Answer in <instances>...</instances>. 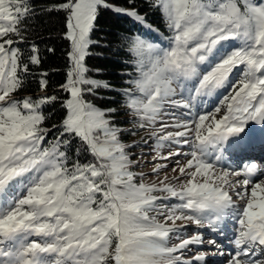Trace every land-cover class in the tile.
Masks as SVG:
<instances>
[{
	"label": "snow or ice",
	"instance_id": "snow-or-ice-1",
	"mask_svg": "<svg viewBox=\"0 0 264 264\" xmlns=\"http://www.w3.org/2000/svg\"><path fill=\"white\" fill-rule=\"evenodd\" d=\"M129 3L54 6L67 13L71 68L61 85L66 115L49 140L41 109L57 97L15 98L30 65L41 63L35 44L27 58L19 47L32 5L0 0V264H212L207 257L219 249L217 240L187 256L205 240L185 228L191 223L223 234L229 219L235 234L225 264H264V167L250 160L233 168L229 159L253 149L250 122L264 126V0H152L166 21L167 44L152 36L151 25L124 37L132 61L124 62V106L137 118L131 123L149 133L144 144L152 141L153 161L172 164L152 163L151 175L131 170L143 157L133 159L127 148L136 146L121 142L110 118L115 109L86 99L112 87L86 75L98 12L108 8L146 25ZM225 87L212 109L195 110L198 98ZM74 140L91 159L81 162L78 148L70 162Z\"/></svg>",
	"mask_w": 264,
	"mask_h": 264
},
{
	"label": "trees",
	"instance_id": "trees-1",
	"mask_svg": "<svg viewBox=\"0 0 264 264\" xmlns=\"http://www.w3.org/2000/svg\"><path fill=\"white\" fill-rule=\"evenodd\" d=\"M64 2L65 0H30L31 14L20 25L25 34L24 43L19 45L24 57L27 58L31 53V45L35 44L41 63L38 66L30 65L32 71L25 81V87L15 96L18 99L45 95L57 97L54 102L43 105L41 109L46 117L44 126L50 129L49 140L58 134L66 115V110L62 105L68 94L63 91L61 85L66 82V74L71 68L68 57L70 42L66 39L67 13L63 10H53L54 6ZM134 2L137 10L145 16L147 25L154 27L163 37L170 36L160 9L151 6L152 0H134ZM109 3L123 8L130 7L129 0H109ZM143 30V25L134 19L108 8H101L95 21V27L90 33L93 43L84 61L88 68L86 75L112 87L95 89V94H86V99L102 110L115 109L110 117L113 118L112 123L120 127H127L133 121L130 117V110L124 106V98L121 95L122 85L126 83L124 76L128 73L124 62H132L128 56V46L124 37L133 31ZM42 73H47V76L42 77ZM132 74L135 75V72ZM42 78L47 80V88L43 90L40 88ZM131 131L121 132L120 138H127ZM78 148L81 149L79 157L81 162L91 159V156L84 152L78 140H74L69 148L70 162L76 158Z\"/></svg>",
	"mask_w": 264,
	"mask_h": 264
},
{
	"label": "rangeland",
	"instance_id": "rangeland-1",
	"mask_svg": "<svg viewBox=\"0 0 264 264\" xmlns=\"http://www.w3.org/2000/svg\"><path fill=\"white\" fill-rule=\"evenodd\" d=\"M143 27H144V30H143L144 32L149 31L147 24L143 25ZM151 31H152L153 37H159V39L161 41H163L164 44H167V38L168 37H163L162 35L158 34L156 29L152 26H151ZM229 43L236 44L237 42L236 41H230ZM207 68H208L207 64L200 66L201 72L205 71ZM234 74H235V70H234L233 75ZM229 79L231 80L232 77L230 76ZM191 83H194V81L188 82V84H191ZM227 93H228V88L225 87V88L218 89L217 92L211 97L198 98L195 101V110L196 111H200V110L207 111V110L212 109L216 105V103L219 101V99L224 94H227ZM15 98L18 99L16 96H15ZM177 111L179 112V111H183V110L178 109ZM130 117L133 119V121H135L137 119L136 117L132 116L131 114H130ZM165 119H168V118L166 117ZM111 120H113V118H111ZM114 125H116V124H114ZM116 126H118V125H116ZM256 126L258 127L259 125H256L253 122H250L248 125V128H252V129L256 130ZM118 127H120V126H118ZM120 128H121V132L132 130L131 132H129V136H127V138H125V139L120 138L121 142L125 143L126 145H129V146L135 145L136 146V147L127 148V151H129L131 153L132 158L136 159L137 157H143L142 159H140L137 162L136 165L133 166V168L131 170H133L137 173H145V174L151 175L152 174L151 164L154 162L167 163L168 168L172 167V164L167 162V161H161V160L153 161L152 157L154 155H156V153L153 150L152 141H149L148 144H144V141L148 138V135H149V133L147 131H144L142 129L137 128L134 123H132L131 125H129L127 127H120ZM246 131H247V128H246ZM132 132H136L137 134L132 135L131 134ZM258 134H260V133H257V135ZM168 150L169 149H167V148L163 149L162 150L163 154H166ZM234 158H237V157H234ZM252 158H256V157H252ZM230 161H231V166L233 168H240V166L238 164H236L235 160H230ZM252 161L256 162L259 167H264V165L261 164L260 160H258V159L254 160L253 159ZM226 163H227V161H226ZM162 171L166 172L167 169H164ZM257 174H258V176L252 178L253 182L260 179V174L259 173H257ZM168 175L171 178L175 174L168 172ZM237 179H242V177L237 178ZM145 182L146 183H153V180L148 179ZM250 188H251V185H249V189ZM258 200H259V197H258ZM243 203H244L243 201L237 200V205H242ZM225 223L227 224V228H229V229H225L223 234L213 232V231L209 230L207 227L197 229L196 225L188 223L186 228H185V234H190L192 231L203 232L204 233L203 239L205 240V243L202 246H191V250L189 252H187L186 255L192 256V255L196 254L198 247H202L204 249H211L213 246L208 244L207 241L210 239H216L217 243L219 245V249L215 253L210 252L207 259L210 260L211 258H214V259H218L220 261L223 258V260L220 264H225V262L227 260V250L229 248L233 247V245L230 242V238L235 234V230L232 226L231 220L230 219L226 220ZM224 234L228 235V236H224ZM221 253H223V254H221ZM210 261H212V259ZM212 264H215V263H212Z\"/></svg>",
	"mask_w": 264,
	"mask_h": 264
},
{
	"label": "bare ground",
	"instance_id": "bare-ground-1",
	"mask_svg": "<svg viewBox=\"0 0 264 264\" xmlns=\"http://www.w3.org/2000/svg\"><path fill=\"white\" fill-rule=\"evenodd\" d=\"M253 130H254V136L256 138H260L261 135L264 134V126H260V125L258 127L256 126V130L255 129H253ZM257 133H260V134L257 135ZM229 143H231V138L229 139ZM234 157H237V158H234ZM252 157H256V158H252ZM229 159L235 160L236 164H238V165L241 163V161L248 160V159L249 160L259 159L260 161H263L264 160V145L256 142L251 151L244 153V154H241V155H238V156H232ZM240 165H243V164H240ZM240 167H242V166H240ZM257 176H258V174H257ZM226 229H229V228H226ZM224 236H228V235L224 234ZM211 259H212V261H210ZM211 259L209 261L212 263H215V264H220L223 260V258L220 261L218 259H214V258H211Z\"/></svg>",
	"mask_w": 264,
	"mask_h": 264
}]
</instances>
